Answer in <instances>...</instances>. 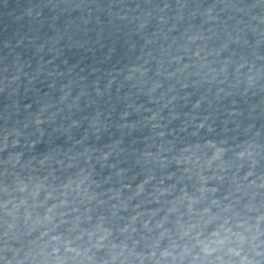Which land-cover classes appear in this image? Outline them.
Here are the masks:
<instances>
[{
	"label": "water",
	"instance_id": "95a60500",
	"mask_svg": "<svg viewBox=\"0 0 264 264\" xmlns=\"http://www.w3.org/2000/svg\"><path fill=\"white\" fill-rule=\"evenodd\" d=\"M0 264H264V0H0Z\"/></svg>",
	"mask_w": 264,
	"mask_h": 264
}]
</instances>
